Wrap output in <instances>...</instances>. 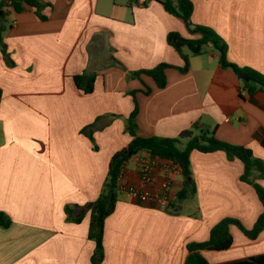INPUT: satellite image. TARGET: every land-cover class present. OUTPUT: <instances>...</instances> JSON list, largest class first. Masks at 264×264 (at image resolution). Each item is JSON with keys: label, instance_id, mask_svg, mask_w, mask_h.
Here are the masks:
<instances>
[{"label": "crops", "instance_id": "0c3cea01", "mask_svg": "<svg viewBox=\"0 0 264 264\" xmlns=\"http://www.w3.org/2000/svg\"><path fill=\"white\" fill-rule=\"evenodd\" d=\"M38 1L50 4L41 11L46 20L31 7L18 13L3 9L2 38L12 66L0 50V211L11 225L0 227V264H92L91 206L111 157L132 140L125 131L134 108L131 91H137L139 136L174 138L198 122L264 161V92L249 96L240 77L222 69L208 47L180 73L176 68L184 62L168 45V32L200 36L160 3ZM190 1L191 22L210 27L226 42L227 59L264 75V0ZM160 63L175 67L165 70L162 89L145 74L127 78V72ZM83 72L96 73L90 94L73 80ZM98 118L90 139L82 129ZM190 161L196 193L182 202L176 199L184 182L178 165L145 151L124 163L115 208L104 222L102 264H185L187 243L206 241L222 218L253 227L263 207L254 188L240 179L243 163L223 151L194 150ZM145 162L155 177L147 185L141 181ZM165 180L167 206L142 202L125 190L163 195ZM257 182L264 187V179ZM66 207L71 219L81 221H69ZM230 233V248L200 251L209 264L264 254V230L255 240L234 225Z\"/></svg>", "mask_w": 264, "mask_h": 264}, {"label": "trees", "instance_id": "16d2710c", "mask_svg": "<svg viewBox=\"0 0 264 264\" xmlns=\"http://www.w3.org/2000/svg\"><path fill=\"white\" fill-rule=\"evenodd\" d=\"M160 3L164 10L169 14L180 18L192 34H198L197 39H189L183 37L176 31L168 32L166 40L183 59V66L176 68L180 73H186L190 66V57L199 56L205 53L207 46H211L218 54V63L222 69H230L236 75L243 74L247 76L248 81L243 80L244 89L249 96H252L255 91L264 92V75L249 67H240L231 63L227 59V44L226 42L210 27L203 25H195L191 22V14L193 12V4L190 0H155ZM9 7L15 12H21L27 7L34 8L35 13L40 20H46V16L42 14V10L50 7L48 3H41L38 0H1L0 1V50L7 64L12 66L6 52V47L3 42L2 32L5 29L4 17L6 16L3 9ZM114 60V58H113ZM117 66L122 67L116 60ZM175 68L167 63H160L149 70H140L135 72H127V78H140L142 74L150 76L158 88L162 89L167 84L165 70ZM96 73L83 72L73 77L76 87L90 94L94 90ZM137 91H131L133 96L134 108L129 116L125 119V131L132 136L128 146L120 151H117L111 157L108 164V173L99 194V197L92 203L91 206V221L88 231V238L95 243V250L92 255V264H102L103 261V229L105 219L113 212L117 201V182L124 163L131 157L137 155L141 151L147 152L152 157L167 159L179 166L181 174L184 178L183 188L177 193L176 199L182 202L196 193L195 182L191 173V152L196 150L202 153H212L223 151L228 159H238L244 165V171L240 177L241 181L251 185L259 201L262 204L263 211L257 217L253 227L246 228L243 223L232 217H224L218 221L210 230L209 238L203 242H189L186 245L188 252L185 264H209L208 261L201 255V250H226L233 244V237L230 233V226H236L249 239L255 240L264 230V187L257 182L258 179H264V161L256 158L252 151L244 146L235 145L223 142L216 138L215 128L210 129L194 123L190 128L183 130L177 137H141L137 134V115L138 103L135 98ZM148 94L149 89L142 91ZM1 100V90H0ZM98 118L94 123L84 127L82 133L86 134L90 139L97 130ZM264 145V140L262 141ZM97 149V146H94ZM68 220H73L76 223L81 221V217L71 219V209L65 208ZM11 225V220L6 213L0 211V227L7 228ZM229 264H264V254L250 257L245 260L229 263Z\"/></svg>", "mask_w": 264, "mask_h": 264}, {"label": "built area", "instance_id": "2783aa9c", "mask_svg": "<svg viewBox=\"0 0 264 264\" xmlns=\"http://www.w3.org/2000/svg\"><path fill=\"white\" fill-rule=\"evenodd\" d=\"M4 9H7V7H5ZM12 24L15 25L16 21H13ZM122 169H121L120 175L122 174ZM154 180H155V177L152 173V164L145 162L141 166V181L143 185H147V184L154 182ZM169 186H170V181L165 180L162 184V188L164 189L163 195H160L158 193H151L148 191H144L142 189H138L135 187H128L125 190L130 196L139 198L142 202H151V203L160 204L162 206H167L168 201H167L166 193L169 189Z\"/></svg>", "mask_w": 264, "mask_h": 264}, {"label": "rangeland", "instance_id": "374dc122", "mask_svg": "<svg viewBox=\"0 0 264 264\" xmlns=\"http://www.w3.org/2000/svg\"><path fill=\"white\" fill-rule=\"evenodd\" d=\"M209 49L213 50V48H211L210 46H207ZM204 59H207V56H204ZM215 65H217V61L215 62ZM227 73H229L230 75H234L233 72L231 70H227ZM240 83H243L242 80L240 78H238Z\"/></svg>", "mask_w": 264, "mask_h": 264}, {"label": "water", "instance_id": "95a60500", "mask_svg": "<svg viewBox=\"0 0 264 264\" xmlns=\"http://www.w3.org/2000/svg\"><path fill=\"white\" fill-rule=\"evenodd\" d=\"M239 77H240L241 79H243L244 81H248L247 76H245V75H243V74H240Z\"/></svg>", "mask_w": 264, "mask_h": 264}]
</instances>
